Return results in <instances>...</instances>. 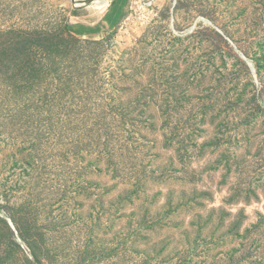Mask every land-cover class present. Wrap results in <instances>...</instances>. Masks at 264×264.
<instances>
[{"label": "rangeland", "instance_id": "rangeland-1", "mask_svg": "<svg viewBox=\"0 0 264 264\" xmlns=\"http://www.w3.org/2000/svg\"><path fill=\"white\" fill-rule=\"evenodd\" d=\"M79 5L0 0V264H264V0Z\"/></svg>", "mask_w": 264, "mask_h": 264}, {"label": "crops", "instance_id": "crops-1", "mask_svg": "<svg viewBox=\"0 0 264 264\" xmlns=\"http://www.w3.org/2000/svg\"><path fill=\"white\" fill-rule=\"evenodd\" d=\"M119 1L110 0L103 11L88 5L74 7L69 14L67 34L85 40L103 38L113 34L121 26L127 6L123 11L118 9L113 12Z\"/></svg>", "mask_w": 264, "mask_h": 264}, {"label": "bare ground", "instance_id": "bare-ground-1", "mask_svg": "<svg viewBox=\"0 0 264 264\" xmlns=\"http://www.w3.org/2000/svg\"><path fill=\"white\" fill-rule=\"evenodd\" d=\"M73 2H85L86 0H72ZM110 0H105V1H97L95 2V7L98 8L99 10L103 11L108 3H109Z\"/></svg>", "mask_w": 264, "mask_h": 264}, {"label": "water", "instance_id": "water-1", "mask_svg": "<svg viewBox=\"0 0 264 264\" xmlns=\"http://www.w3.org/2000/svg\"><path fill=\"white\" fill-rule=\"evenodd\" d=\"M85 2L89 3V4H93L95 3L93 0H86Z\"/></svg>", "mask_w": 264, "mask_h": 264}]
</instances>
